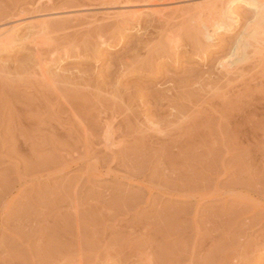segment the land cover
Here are the masks:
<instances>
[{
  "label": "rangeland",
  "instance_id": "obj_1",
  "mask_svg": "<svg viewBox=\"0 0 264 264\" xmlns=\"http://www.w3.org/2000/svg\"><path fill=\"white\" fill-rule=\"evenodd\" d=\"M78 1L0 0V28L66 18ZM177 1L186 12L209 0ZM118 9L41 33L84 50L55 57L48 83L26 29L0 52V264H264V66H218L251 9L236 4L238 24L210 48L188 16L143 12L127 33L107 20Z\"/></svg>",
  "mask_w": 264,
  "mask_h": 264
},
{
  "label": "bare ground",
  "instance_id": "obj_2",
  "mask_svg": "<svg viewBox=\"0 0 264 264\" xmlns=\"http://www.w3.org/2000/svg\"><path fill=\"white\" fill-rule=\"evenodd\" d=\"M78 1V0H77ZM174 1H177V0H79L77 2V4L75 5L79 10H77V12H74L73 13H69L68 16L65 17V14L64 16H62L60 19L56 20L57 23H55L53 21V17H51V19L48 17H45L44 18H40L41 20H34L32 18V20L30 19H25V16L21 18V16L19 17V20H16V23L14 25H10V26H4L2 29L0 28V52L2 51H6L7 50V53L9 52V49L8 46L10 44H12L13 42H15L17 40V37H18V34L21 32L22 29H26L25 31H27V33L24 35L25 37V40L28 41V44L31 46L32 50L35 52V61H37L39 63V67H38V71H39V76H40V79L42 81H45V82H49V66H50V63L54 62V58L55 57H61V55L63 56H68L69 53H75L76 55H79L81 52H83L84 50L82 48H80V46L78 45H75V44H72V42L69 44L68 42L65 44H59V43H55L53 41H49L50 37H48V39H42L41 38V33H45L48 31H50L49 29H54V27L52 28L51 26H54L55 24L58 25H61V24H64V27L67 25L69 27L71 26H75V25H78L80 22H85L86 23V26L88 25L89 27L92 26L93 24H97V20H99V18H95L94 15H90L91 18H89V15H87L91 10L95 11L94 9H105V8H111V7H115V6H119L120 8H122L123 10H119V11H114V10H111L113 12H111L109 10L110 13H112L111 15H109L107 13V20L108 19H112V20H115V22H117V24H119V29L121 28V31H126L127 33L130 32V31H133L137 26H139V19L141 17V15L143 14V12L147 13L149 16H152V17H155L157 20L161 21V22H165V24H168L167 20V17H171V19H175L177 18V20L179 19L180 20V17H181V20L184 19V16L185 17H189V19H187L188 21H193L196 25V31L198 33L199 36H201V38L204 40V42L206 44L209 45L208 48H210L215 36V33L217 32H223V31H229V30H232L234 29L235 25L238 24V21H239V16L238 14L235 13V5L236 4H243L245 7L251 9V12H252V16L250 17V21H249V25L246 26V28L240 32V34L238 35V38L236 40V42L234 43V46H232V48L230 49V52H229V55L227 56V58H225L223 61H220L218 63V66L220 67L221 70H223V72L226 74V75H234V74H237V71L240 70V67L242 66H245L246 63H249V61L255 59L257 60L259 63H261L263 66H264V0H209L207 2H203V3H198V1H196L198 4H193L192 7H190L189 5V8H191V10H189L190 12H193V14H190L189 11H186V8H185V11L184 12L182 10V8H180L179 6L176 5V7L174 9H171L173 7V3ZM179 1V0H178ZM177 1V2H178ZM200 1V0H199ZM194 2V1H193ZM39 3V2H38ZM72 3V2H71ZM44 5V4H43ZM49 5V4H47ZM46 5V6H47ZM67 5V4H66ZM69 5V4H68ZM37 6V5H36ZM45 6V5H44ZM54 6V5H53ZM73 6V5H72ZM75 6H73V8L75 9ZM51 7V6H50ZM66 7V6H65ZM129 7H138V8H142V7H147V9H143V10H129ZM37 8V7H36ZM46 9V7H44ZM53 9V7H51ZM125 8H128L127 10L124 11ZM184 8V7H183ZM41 9V8H40ZM50 9V8H48ZM46 9V10H48ZM180 9L181 11H183V13H180ZM39 10V9H38ZM38 10H36V12H38ZM51 10V9H50ZM48 10V11H50ZM68 10V9H67ZM73 10V9H72ZM41 11H45L43 9H41ZM40 11V12H41ZM35 12V13H36ZM56 12V11H55ZM31 13V11L27 14L29 15ZM46 13V12H45ZM48 13V12H47ZM63 13V12H62ZM68 13V12H67ZM93 13V12H92ZM188 13L190 15H188ZM37 14V13H36ZM41 14V13H40ZM91 14V13H89ZM93 14H96V13H93ZM26 15V14H24ZM27 15H26V18H27ZM35 15V14H34ZM97 15V14H96ZM105 14H102V17L104 16ZM43 16V14H42ZM60 16V15H59ZM99 16V15H98ZM106 16V15H105ZM29 17V16H28ZM40 17V16H39ZM179 17V18H178ZM183 17V18H182ZM193 17H196L195 19ZM17 18V17H16ZM53 18V19H52ZM151 18V17H150ZM3 19V18H2ZM18 19V18H17ZM86 19H89V20H86ZM97 19V20H96ZM106 19V18H105ZM170 19V21H171ZM110 20H108L109 22ZM175 21V20H173ZM188 21H186L187 23L186 24H189ZM2 22V21H1ZM0 22V23H1ZM160 22V23H161ZM167 22V23H166ZM177 22V21H176ZM181 22V21H180ZM185 22V21H184ZM113 23V22H112ZM111 23V24H112ZM170 23V22H169ZM182 23V22H181ZM191 23V22H190ZM6 24V23H5ZM163 24V23H162ZM161 24V25H162ZM58 25V26H59ZM81 25V24H80ZM79 25V26H80ZM101 25V24H99ZM108 25V23H107ZM116 25V24H115ZM182 25V24H180ZM63 26V25H62ZM66 26V27H67ZM83 26V25H82ZM163 26V25H162ZM177 26V25H176ZM64 27H60L61 30L64 28ZM77 26H75L76 28ZM102 27L104 26H98L96 25V27L94 28V33H99L102 29ZM117 27V26H116ZM79 28V27H78ZM76 28V29H78ZM87 28V27H86ZM181 28V27H180ZM183 28V27H182ZM190 28H193L192 26ZM65 29V28H64ZM67 29V28H66ZM82 29V28H81ZM118 29V28H117ZM138 29V28H137ZM161 29V28H160ZM56 30V28H55ZM68 30V29H67ZM79 30V29H78ZM86 30V29H85ZM92 30H93V27H92ZM53 31V30H52ZM60 31V30H59ZM89 33L90 32V29L87 30ZM142 31V30H141ZM181 31V30H180ZM184 31V30H183ZM193 31V30H192ZM195 31V30H194ZM195 31V32H196ZM61 32H65V31H61ZM140 32V31H139ZM54 33V32H53ZM93 33V32H92ZM91 33V34H92ZM102 33V32H100ZM52 34V33H51ZM50 34V35H51ZM55 34H56V31H55ZM65 34V33H64ZM81 34V33H80ZM79 34V35H80ZM192 34V33H191ZM46 35V34H45ZM49 35V36H50ZM68 36V34H66ZM65 35V36H66ZM101 35V34H99ZM97 34V36H99ZM169 35V34H168ZM197 35V34H196ZM62 36V35H61ZM92 36V35H91ZM166 36V35H165ZM191 36V35H190ZM76 37V36H75ZM86 37V36H85ZM94 37V35L92 36ZM139 37V36H138ZM197 37V36H196ZM23 38V36L21 37ZM44 38V37H43ZM61 38H65L64 36L61 37ZM60 38V39H61ZM74 38V37H73ZM89 38V37H88ZM192 38V37H191ZM86 39V38H85ZM200 39V38H199ZM64 39H61V41H63ZM93 40V39H92ZM96 40V39H95ZM171 40V39H170ZM196 40V39H195ZM67 41V40H66ZM89 42V40H87ZM193 41V40H192ZM20 42V41H19ZM84 42V41H83ZM98 42V41H97ZM96 42V43H97ZM63 43V42H62ZM65 43V42H64ZM95 43V41H94ZM22 44V43H21ZM80 44V43H79ZM85 44V43H84ZM89 44V43H88ZM100 45H106V42L104 40H101L99 42ZM113 44V43H112ZM168 48L169 50L171 51V53H175L176 54V51L178 49L179 46V43L178 41H169L168 40ZM191 44V43H190ZM194 44V43H193ZM205 44V45H206ZM94 45V44H93ZM108 45V44H107ZM203 45V44H201ZM83 46V44H82ZM96 46V44H95ZM196 47V46H195ZM28 48V47H27ZM84 48V47H83ZM103 48V47H102ZM112 48V47H111ZM9 49V50H8ZM203 49V48H202ZM207 49V48H206ZM87 50V49H85ZM201 50V49H200ZM89 51V50H88ZM96 51V50H95ZM86 52V51H85ZM203 52V51H202ZM206 52V51H205ZM4 53V52H3ZM197 53V52H196ZM204 53V52H203ZM34 54V53H33ZM45 54H47L45 56ZM74 54V55H75ZM175 54H172L173 56ZM71 56V55H70ZM80 56V55H79ZM77 56V57H79ZM84 56V55H83ZM197 56V55H196ZM200 56V55H199ZM65 58V57H64ZM63 59V58H61ZM66 59V58H65ZM205 61V60H204ZM256 61V62H257ZM253 62V61H252ZM255 62V61H254ZM36 63V62H35ZM56 63V62H55ZM37 66V65H36ZM217 66V65H216ZM259 65H257L258 67ZM250 67V66H249ZM252 67H254L252 65ZM256 67V68H257ZM259 67H262V66H259ZM258 67V68H259ZM264 67H262L263 69ZM217 69V68H216ZM261 70V69H260ZM247 71V70H245ZM260 72V71H259ZM263 72V71H261ZM36 74V73H35ZM244 74V73H243ZM51 75H53V73H51ZM50 75V76H51ZM57 76V75H56ZM56 76H53V77H56ZM38 77V76H37ZM236 77V76H234ZM239 78V77H238ZM40 80V81H41ZM55 83V82H54ZM50 84V83H49ZM48 84V85H49ZM46 85V84H45ZM53 85V84H52ZM54 87V85H53ZM55 89V87H54ZM53 91V90H52ZM59 91V90H58ZM59 93V92H58ZM54 94V93H53ZM67 104V103H65ZM68 106V105H67ZM53 108V107H52ZM54 109V108H53ZM60 109V108H59ZM113 111V110H112ZM58 114V113H57ZM62 114V112H61ZM64 114V112H63ZM67 114V113H66ZM53 115V114H51ZM60 117V116H59ZM76 117V116H75ZM115 117V116H114ZM118 117V116H117ZM116 118V117H115ZM105 119V117H104ZM109 118H107L108 120ZM40 120V119H39ZM48 120V119H47ZM58 120V119H57ZM103 120V119H102ZM125 120V119H124ZM128 120V119H127ZM41 121V120H40ZM50 121V120H49ZM52 121V120H51ZM60 121V120H59ZM58 121V122H59ZM106 121V120H105ZM150 121V120H148ZM56 121V123H58ZM81 122V120H80ZM79 122V123H80ZM104 122V121H103ZM110 122V121H109ZM109 122H107L106 125V128L107 131H104V132H107L106 135H110L112 132H110V130L113 131V129L111 127L112 122L110 124H108ZM120 122V121H119ZM64 123V122H63ZM62 123V125H64ZM150 123V122H149ZM147 123V125L149 124ZM60 123L56 124L57 126L59 125ZM115 123H113L114 125ZM145 124V123H144ZM66 125V124H65ZM79 125V124H78ZM80 125H82L80 123ZM50 126V125H49ZM151 126H152V123H151ZM62 127V126H60ZM78 127V126H77ZM83 127V125H82ZM115 127V126H114ZM119 127V125H118ZM147 127V126H146ZM153 127V126H152ZM151 127V128H152ZM50 128V127H49ZM58 128V127H57ZM66 128V127H65ZM105 128V127H104ZM126 128V127H125ZM150 127L148 129H151ZM51 129V128H50ZM117 129V128H116ZM121 129V128H119ZM118 129V130H119ZM158 129V128H157ZM46 130V129H45ZM106 130V129H104ZM115 130V128H114ZM52 131V129H51ZM75 130H73L72 132H74ZM153 131V130H152ZM54 132V131H53ZM65 132V130H64ZM76 132V131H75ZM110 132V134H109ZM151 132V131H149ZM52 133V132H51ZM57 133V132H56ZM88 133V132H87ZM114 133V132H113ZM119 133V132H117ZM159 133V131H158ZM165 133V132H164ZM49 134V133H48ZM55 134V133H54ZM85 134V133H84ZM83 134V135H84ZM104 134V133H103ZM153 134V133H152ZM52 135V134H51ZM113 135V134H112ZM151 135V134H150ZM69 136V135H68ZM89 136V135H88ZM162 136V135H161ZM108 140L109 136L106 137ZM153 138V136H152ZM151 138V139H152ZM87 140V139H86ZM105 140V143L107 142ZM104 143V145H105ZM103 145V146H104ZM85 146V145H84ZM107 146L105 145L104 148H106ZM109 147V146H108ZM113 147V146H112ZM111 148V147H110ZM109 150V149H108ZM111 150V149H110ZM109 150V151H110ZM105 153V152H104ZM103 153V154H104ZM110 153V152H109ZM113 155V153H112ZM114 156V155H113ZM116 157V156H114ZM108 160V159H107ZM108 162V161H107ZM114 162V161H113ZM117 162V161H116ZM72 163V162H71ZM70 163V164H71ZM111 164V161L110 163ZM66 165V164H65ZM79 165V164H78ZM67 166V165H66ZM65 167V166H63ZM66 168V167H65ZM88 169V168H87ZM94 169V168H93ZM96 171V170H95ZM108 171V169H107ZM93 172V171H92ZM97 172V171H96ZM95 172V173H96ZM108 173V172H107ZM106 173V174H107ZM88 174V173H87ZM98 174L99 176H101L102 174L99 173H96ZM105 174V175H106ZM104 176V174H103ZM95 177V176H93ZM87 178V177H86ZM200 196H198L199 198ZM203 196H201L202 198ZM199 200V199H198ZM73 202L75 200H72ZM71 202V201H69ZM78 204V203H77ZM69 206L71 204H68ZM68 206V207H69ZM72 206H74L75 208V204ZM71 206V207H72ZM70 207V208H71ZM78 207V206H77ZM72 208V210L74 209ZM75 209H78V208H75ZM75 209L73 210V212L75 213ZM77 212V211H76ZM75 215V214H74ZM77 218V217H76ZM255 240V239H254ZM259 241V240H258ZM262 241V240H261ZM264 241V239H263ZM262 241V242H263ZM254 243V242H253ZM259 244V242H258ZM257 244V245H258ZM260 245V244H259ZM263 245H264V242H263ZM262 245V246H263ZM194 246V245H193ZM260 246V248L262 247ZM204 247V246H203ZM257 247V246H256ZM196 248V247H195ZM263 248V247H262ZM261 248V249H262ZM145 250L148 249L147 248H144ZM150 249V248H149ZM194 249V248H193ZM254 249V248H253ZM144 250V251H145ZM246 250V249H245ZM257 250V249H256ZM141 251V249H140ZM143 251V253H144ZM200 251V250H199ZM203 251V250H202ZM254 251V250H253ZM142 252V251H141ZM148 252V251H146ZM194 252V251H193ZM246 252V251H245ZM258 253V252H257ZM261 253V252H260ZM142 254V253H141ZM243 254V252H242ZM137 255V254H136ZM145 255V253H144ZM149 252H148V256H149ZM252 255V254H251ZM140 256V255H139ZM248 256V255H247ZM141 257V256H140ZM143 257H146V256H142ZM241 257V255H240ZM244 257H246L244 255ZM136 258H138L136 256ZM250 258V257H249ZM147 259V258H146ZM150 259V258H149ZM239 259V258H238ZM137 260V259H136ZM140 259L138 258V261ZM240 260V259H239ZM243 260V259H242ZM150 260H148L149 262ZM237 261V260H236ZM244 261V260H243ZM247 261V260H246ZM77 262V261H76ZM141 262H145L146 263V260H142ZM139 261V263H141ZM240 263V262H238ZM258 263V262H257ZM72 264V263H70ZM80 264V263H78ZM245 264V263H244ZM255 264V263H253Z\"/></svg>",
  "mask_w": 264,
  "mask_h": 264
}]
</instances>
